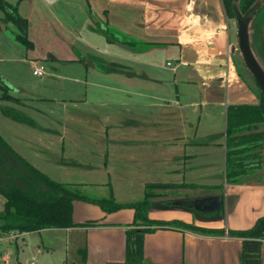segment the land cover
Listing matches in <instances>:
<instances>
[{
  "label": "crops",
  "instance_id": "crops-1",
  "mask_svg": "<svg viewBox=\"0 0 264 264\" xmlns=\"http://www.w3.org/2000/svg\"><path fill=\"white\" fill-rule=\"evenodd\" d=\"M52 1L68 8L76 5V0ZM52 1L39 0V5H51ZM85 2L91 15L101 17L104 26L101 28L114 30L123 41L98 48L105 61L117 66L116 73H96L99 71L82 60H72L83 66L77 67L81 68L78 82L99 88L103 105H116L123 94L140 100L134 106L137 113L134 122L118 130L120 134L130 135V147L136 155L167 151L166 167L160 165L158 170L159 175L173 177L166 184L221 187L220 190L181 189L206 195L187 197L182 204L169 201L171 192L177 190L170 191L167 198L152 200L151 219L169 224L175 221L194 224L223 233L203 234L178 225L153 230L145 235V261L149 264H243L244 239L230 232L250 230L264 219V182L261 173L255 172L248 175L245 183H226L227 111L230 105L258 104L259 92L247 87L241 73H235L236 61L232 58L238 49L232 22L227 19L222 1ZM42 12L40 9L37 16L46 25L50 19L43 17ZM30 24L29 21V27ZM71 33L74 37L75 33ZM137 45L143 46L137 50ZM163 56H171L174 63L160 65ZM95 78L99 80L95 82ZM107 91L108 94H103ZM119 104H123L121 100ZM256 130L264 135V124ZM212 201L217 205L210 212L220 218L213 219L214 214L205 216L208 212L190 206V203L200 206ZM89 209H94L96 214L92 215ZM195 212L200 214L196 216ZM73 217L81 225L65 229L68 243L71 239L76 245L78 262L73 263L125 264L126 231L135 221L133 209L106 213L97 205L77 201ZM19 238L3 237L0 242L17 243ZM262 243L260 264H264V239ZM12 249V246L0 249V264L17 263Z\"/></svg>",
  "mask_w": 264,
  "mask_h": 264
},
{
  "label": "rangeland",
  "instance_id": "rangeland-1",
  "mask_svg": "<svg viewBox=\"0 0 264 264\" xmlns=\"http://www.w3.org/2000/svg\"><path fill=\"white\" fill-rule=\"evenodd\" d=\"M85 1L76 0V5L70 8L55 1L51 5L41 3L42 6L39 0L11 1L12 4L19 2L20 15L28 20V24L31 22L28 39L34 46L29 48L17 40L16 36L24 34L19 26L0 20V81L11 89L10 95L19 99L2 100L3 91L0 89V135L37 169L57 182L74 185L88 198L111 197L119 204L140 202L145 198L147 184L166 183L173 178L158 173L160 165L166 167L168 153L157 150L141 157L130 147V135L120 134L118 128L128 127L137 116L134 106L140 100L135 96L123 94L116 105H103L99 88L78 82L81 68L77 67L83 66L72 63V60L91 62L99 71L96 73H100L99 59L105 60L98 48L110 43L99 32L104 27L101 17L91 15ZM40 9L44 11L43 17L50 19L46 25L37 16ZM231 22L237 45V24ZM261 30L264 34V20ZM71 32L75 33L74 37ZM113 34L123 41L114 31ZM142 46L135 48L141 49ZM257 56L263 61L259 54ZM232 59L236 61L235 73H241L247 87L259 92L239 50ZM167 62L174 63V60L171 56H163L160 65L166 66ZM40 66L45 68L43 77L33 74ZM4 107L23 113L33 125L6 117L2 113ZM241 179L245 183L249 177ZM195 194V191L180 189L171 192L169 201L182 204L187 197L206 196L205 193H200L201 196ZM4 202L0 197V210ZM89 210L92 215L96 214L94 209ZM195 213L196 216L200 214ZM213 214L216 215L213 219L220 218L210 211L204 215L212 217ZM68 239L65 229L31 232L19 238L17 243L0 242V249L12 246L17 256L15 264H72L78 262L75 259L77 251L75 243L71 239L68 243Z\"/></svg>",
  "mask_w": 264,
  "mask_h": 264
},
{
  "label": "trees",
  "instance_id": "trees-1",
  "mask_svg": "<svg viewBox=\"0 0 264 264\" xmlns=\"http://www.w3.org/2000/svg\"><path fill=\"white\" fill-rule=\"evenodd\" d=\"M221 1L227 19L236 22L234 7L236 6L244 14L258 0ZM18 4L19 2L12 4L0 0V10L3 13L2 19L19 26L24 34L16 36L17 40L29 48H33V43L28 39V20L20 15ZM263 20L264 0H261L250 25V38L252 50L264 69V34L261 30ZM113 31L106 27L105 29L101 28L99 32L109 42L115 43L119 40L115 37ZM132 47L134 46L132 45ZM257 54L262 57L263 61L258 58ZM99 60L101 71L109 73L118 71L116 65H108L102 59ZM3 82L0 81V89L3 91L1 99L4 101H19V99L10 95L11 89ZM2 113L13 121L33 125L31 119L14 108L4 107ZM261 124H264V96L260 90L258 104H240L228 107L225 134L226 183L241 184L243 176L255 172L261 173V181L264 182V135L256 130ZM200 187L215 190L221 188L193 184L149 183L146 185L145 198L140 202L119 204L111 197L88 198L77 191L74 185L57 182L37 169L15 151L0 135V197L5 200L3 209L0 211V238L11 233L26 234L47 229L80 227L81 225L76 224L73 217L74 203L77 201L97 205L106 213H113L122 209H133L135 211V221L126 231L125 264H149L145 261V235L153 230L162 229L169 225H178L203 234L216 235L223 233V231L206 229L194 224L177 221L169 224L149 217L153 205L152 200L167 198L170 191ZM230 234L244 239L242 263L260 264L262 241L264 239V219H260L250 230L230 232Z\"/></svg>",
  "mask_w": 264,
  "mask_h": 264
},
{
  "label": "water",
  "instance_id": "water-1",
  "mask_svg": "<svg viewBox=\"0 0 264 264\" xmlns=\"http://www.w3.org/2000/svg\"><path fill=\"white\" fill-rule=\"evenodd\" d=\"M261 4V0L254 3L246 13L241 11L235 6L234 14L237 24V45L238 50L242 56L246 69L250 72L255 80L260 92L264 96V69L257 60L252 47L250 38V25L251 22ZM84 62V61H83ZM87 66L96 68V66L90 62L85 63Z\"/></svg>",
  "mask_w": 264,
  "mask_h": 264
},
{
  "label": "built area",
  "instance_id": "built-area-1",
  "mask_svg": "<svg viewBox=\"0 0 264 264\" xmlns=\"http://www.w3.org/2000/svg\"><path fill=\"white\" fill-rule=\"evenodd\" d=\"M227 30V29H226ZM33 74L35 75V76H38V77H43L44 75H45V68H43V67H38V68H36L34 71H33ZM22 235H24V234H19V233H11V234H9V235H7V236H4V237H7V238H10V239H17V238H19L20 236H22ZM1 238H3V237H1Z\"/></svg>",
  "mask_w": 264,
  "mask_h": 264
},
{
  "label": "flooded vegetation",
  "instance_id": "flooded-vegetation-1",
  "mask_svg": "<svg viewBox=\"0 0 264 264\" xmlns=\"http://www.w3.org/2000/svg\"><path fill=\"white\" fill-rule=\"evenodd\" d=\"M204 203H206V202H204ZM204 203H203V205H200V206L197 203L196 204L193 203V205H191L192 203H190V206H193V208L195 210H198V211L201 210V212H208V211H211L212 209H214L217 205L215 201H212L209 204H204Z\"/></svg>",
  "mask_w": 264,
  "mask_h": 264
}]
</instances>
